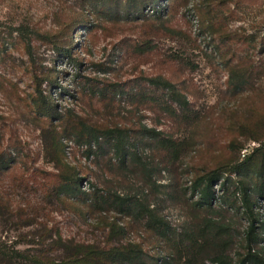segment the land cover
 I'll list each match as a JSON object with an SVG mask.
<instances>
[{"label":"rangeland","instance_id":"obj_1","mask_svg":"<svg viewBox=\"0 0 264 264\" xmlns=\"http://www.w3.org/2000/svg\"><path fill=\"white\" fill-rule=\"evenodd\" d=\"M135 1L143 0H0V157L10 161L0 170V241L48 259L63 253L61 239L97 250L138 244L133 264L166 255L163 264H177L212 216L231 226L228 253L238 263L248 220L236 187L261 184L264 151L250 150L245 171L225 172L232 182L215 185L211 207L197 204L192 185L264 142V0H160L144 9ZM234 71L245 76L240 89ZM158 76L188 105L149 81ZM85 126L124 129L133 154L122 162L107 139L88 156ZM76 174L83 192L62 193ZM115 194L154 210L169 235L122 210ZM261 238L264 251V228Z\"/></svg>","mask_w":264,"mask_h":264},{"label":"trees","instance_id":"obj_2","mask_svg":"<svg viewBox=\"0 0 264 264\" xmlns=\"http://www.w3.org/2000/svg\"><path fill=\"white\" fill-rule=\"evenodd\" d=\"M159 2L160 0H143L137 3L135 1V4L144 9L147 6L155 8ZM59 49L70 55L71 49L63 47ZM231 78L237 89L242 88L243 83L241 80H244V74L240 71H234ZM149 81L153 85L162 86L170 90L171 97L181 106L185 107L188 105L186 96L177 91L175 85L170 81L159 76L151 78ZM36 92L38 100L41 101L42 104L50 106L51 108L56 107L53 100L46 95L42 89L37 87ZM89 128L90 127L85 126L86 132H88ZM88 138L87 143L90 145L87 151L88 156L94 154L92 150L93 143L98 144L101 149L102 144H104L107 139L111 142L115 154L122 162L126 161L128 155L133 154L129 150L130 143L128 134L120 127L102 130L90 128ZM263 151L264 142L253 149L254 153H261ZM251 158L252 155H248L242 161L235 164H222L197 178L192 185L194 191L200 192V198L197 204L204 207L213 206L214 201L218 197L215 192V185L219 183L220 186L225 188L227 184L232 182V177L228 176L224 178L225 172L231 171V173H240L245 171L250 166ZM9 164L10 161L0 157V170L8 169L10 167ZM259 173L261 175V184L254 186L239 184L236 187V191L242 199L241 207L243 208V213L248 220V226L245 230V243L243 245L244 251L240 254L239 262L235 263L234 259L228 253V245L231 243V237L229 235L232 231L231 226L223 223L217 218L208 216L204 218L203 226L198 230L199 233L196 235L190 234V238L187 239L190 245L185 246L183 248L184 253L182 252L178 256L180 259L185 258V262L180 263L177 261V264H200L202 260L207 258L217 264H264L263 247L261 249H256V245L262 239L261 233L264 228V219L257 209L259 199H264L263 166L260 167ZM82 180L83 177L77 174L73 175V178L69 179V182L64 184L61 192L73 197L78 196L83 192L80 187ZM115 201L119 202L122 210L126 209L128 210L127 212H135L136 210L138 213L146 216L148 226L153 228L156 232H159L161 236L169 235L171 229H168L165 220L162 217L160 218L154 210L144 206L139 200L133 201L130 197L115 194L113 196V202ZM224 235L228 236V239L221 237ZM208 243H210L211 246ZM58 248H61L63 253L57 258L48 259V257L40 258L39 256L29 253V251L19 250L0 241V264H115L116 262L133 264L137 259L141 261L143 255V250L138 244H132L128 247H111L109 250H97L93 246L85 245L84 243L72 244L70 241H63L61 239ZM170 257L171 255L156 257L155 264L167 263V258ZM103 258L111 260L112 263L105 262ZM159 261L161 263H159Z\"/></svg>","mask_w":264,"mask_h":264},{"label":"built area","instance_id":"obj_3","mask_svg":"<svg viewBox=\"0 0 264 264\" xmlns=\"http://www.w3.org/2000/svg\"><path fill=\"white\" fill-rule=\"evenodd\" d=\"M254 146H258V144L253 143V144H250V145L244 147V148L242 149V156H243V157H247V156H248V153L250 152V150H251V149H254Z\"/></svg>","mask_w":264,"mask_h":264}]
</instances>
